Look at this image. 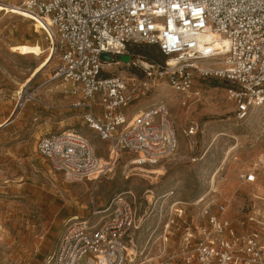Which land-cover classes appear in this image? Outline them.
I'll return each instance as SVG.
<instances>
[{"label":"built area","instance_id":"obj_1","mask_svg":"<svg viewBox=\"0 0 264 264\" xmlns=\"http://www.w3.org/2000/svg\"><path fill=\"white\" fill-rule=\"evenodd\" d=\"M15 5L45 24L41 29L56 66L42 86L58 82L70 99L67 107L80 111L84 123L107 143L102 160L91 140L76 130L39 139L38 153L70 182L104 175L123 156L130 157L128 164L142 166L177 153L179 138L166 98L133 107L164 81L182 94L183 106L195 99L196 79L225 81L238 121L264 107V0H20ZM133 44L156 45L164 59L137 64L128 52ZM104 52L111 61L101 58ZM121 55H129L128 64L140 70L127 76L112 72L109 68L125 62ZM29 88L20 108L34 98ZM242 178L255 182L257 175ZM174 193L165 198L173 201ZM195 204L201 205L197 223L188 222L182 207L170 215L165 236L155 246V264H264L261 211L249 212L241 222L246 231L239 232L227 216L228 205L214 194ZM141 227L135 193H119L89 217L66 221L46 264L134 262L139 255L134 235Z\"/></svg>","mask_w":264,"mask_h":264},{"label":"rangeland","instance_id":"obj_2","mask_svg":"<svg viewBox=\"0 0 264 264\" xmlns=\"http://www.w3.org/2000/svg\"><path fill=\"white\" fill-rule=\"evenodd\" d=\"M19 1L0 0V264H46L60 235L56 228L61 231L65 225L57 223L62 204L87 218L122 192L135 193L142 220L134 235L139 255L128 264H155V246L165 236L170 215L182 207L188 222H199L201 205L195 202L201 196L214 194V199L225 202L227 216L239 232L246 231L241 222L249 212L264 214V107L236 120L227 97L229 84L221 79H196L195 99L187 106L182 105V94L165 81L133 106L146 108L166 98L179 138L171 158L139 166L128 164L130 157L123 156L106 174L80 182H70L54 170L37 151L40 138L73 129L87 136L103 159L107 143L84 123L80 111L67 107L70 99L58 82L42 86L53 74L56 58L31 17L12 7ZM135 45L146 44L128 46L137 64L150 53L156 61L164 59L156 45L149 44L151 49L142 48L140 53L132 49ZM109 69L125 76L140 70L128 62ZM24 87H30L34 98L20 108ZM250 172L256 173L255 182L242 178ZM171 191L173 201L166 199ZM175 200L181 203L175 206Z\"/></svg>","mask_w":264,"mask_h":264},{"label":"crops","instance_id":"obj_3","mask_svg":"<svg viewBox=\"0 0 264 264\" xmlns=\"http://www.w3.org/2000/svg\"><path fill=\"white\" fill-rule=\"evenodd\" d=\"M259 190H261V189H259ZM80 215V213H79V211H77V210H73V209H70V208H68V206H66L65 204H62L59 208H58V210H57V212H56V216H57V219H58V224H62V223H65L67 220H69V219H71V218H73V217H76V216H79ZM62 231V230H61ZM60 231V229L57 227L56 228V234L57 233H59V232H61ZM57 244V243H56ZM56 246V245H55ZM55 248V247H54ZM54 250V249H53ZM53 250L49 253V254H51L52 252H53ZM49 254L47 255V257L49 256ZM47 257H46V259H47Z\"/></svg>","mask_w":264,"mask_h":264},{"label":"bare ground","instance_id":"obj_4","mask_svg":"<svg viewBox=\"0 0 264 264\" xmlns=\"http://www.w3.org/2000/svg\"><path fill=\"white\" fill-rule=\"evenodd\" d=\"M12 7L13 8H15L17 11H19V12H24V11H22V10H20L15 4H13L12 5ZM25 13V12H24ZM32 18V17H31ZM35 22V27H36V29L37 30H39V29H41L42 28V26H44L45 24H44V22L41 20V19H39V18H36V20L34 21ZM42 30V29H41ZM49 49V52H50V54H51V56H52V58H53V54H52V51H51V48H48ZM30 84V83H29ZM29 84H27V85H29ZM26 85V86H27ZM25 86V87H26ZM25 87L23 88V90H22V92H21V95H20V97H22V94H23V92H24V90H25ZM19 97V98H20ZM102 160H103V158H102ZM140 169H141V167H140ZM99 176H97V175H95L94 177H92V179L93 178H98ZM131 251V250H130ZM131 254H133V253H131Z\"/></svg>","mask_w":264,"mask_h":264},{"label":"trees","instance_id":"obj_5","mask_svg":"<svg viewBox=\"0 0 264 264\" xmlns=\"http://www.w3.org/2000/svg\"><path fill=\"white\" fill-rule=\"evenodd\" d=\"M148 45V46H147ZM142 48H147L148 50L151 49L149 44H146L145 46H141V45H135L132 49L136 50L138 53L142 52ZM159 54V53H158ZM157 54V55H158ZM161 54V53H160ZM148 55V56H147ZM155 56L154 54H146V59L149 61H155Z\"/></svg>","mask_w":264,"mask_h":264},{"label":"water","instance_id":"obj_6","mask_svg":"<svg viewBox=\"0 0 264 264\" xmlns=\"http://www.w3.org/2000/svg\"><path fill=\"white\" fill-rule=\"evenodd\" d=\"M101 58L105 61H111L112 55L110 53H101ZM121 59L125 62L130 61V56L129 55H121Z\"/></svg>","mask_w":264,"mask_h":264}]
</instances>
